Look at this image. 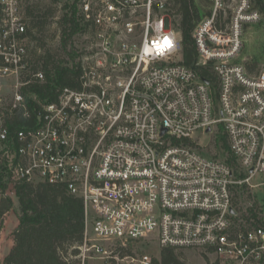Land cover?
<instances>
[{
  "label": "built area",
  "instance_id": "obj_1",
  "mask_svg": "<svg viewBox=\"0 0 264 264\" xmlns=\"http://www.w3.org/2000/svg\"><path fill=\"white\" fill-rule=\"evenodd\" d=\"M29 1L0 0V148L15 182L82 198L81 264H154L139 251L154 243L207 264H264V225L234 202L235 186L264 174V66L240 59L246 27L264 20L253 0H231L229 16L226 0H206L196 67L184 63L171 0H57L81 25L62 59L74 83L36 104L25 88L47 75L35 69L44 52L28 36ZM15 118L26 125L11 136ZM220 130L246 179L194 137Z\"/></svg>",
  "mask_w": 264,
  "mask_h": 264
},
{
  "label": "trees",
  "instance_id": "obj_2",
  "mask_svg": "<svg viewBox=\"0 0 264 264\" xmlns=\"http://www.w3.org/2000/svg\"><path fill=\"white\" fill-rule=\"evenodd\" d=\"M57 0H52L48 7L39 8L41 4H28L26 18L28 20V36L44 54L37 55L36 60L42 62L35 69L41 68L47 75L44 83H33L25 88V95L30 104H36L32 99L56 100L60 86L73 85V71L63 59L65 53H73V37L81 25L74 9L63 11L58 21ZM255 8L264 15V0H253ZM175 15L180 17L178 28L183 39L184 63L196 67L197 49L192 33L196 25L210 14L209 3L206 0H171ZM67 9V8H66ZM57 24V33H61V46L55 53L46 49V32ZM35 49V48H34ZM261 56L254 58L246 66L250 72L260 67ZM205 73V72H204ZM31 96V97H30ZM16 119V118H15ZM10 134L15 128L26 124L16 119L8 120ZM219 137L217 147L221 149L224 161L234 170L237 180H244L247 174L242 171L236 156L230 151L226 134L222 130L216 133ZM0 149V231L4 226V217L15 205L10 197L12 192L21 206L19 224L14 232V247L9 253L5 264H81L78 259L79 247L84 242L85 212L82 198L69 193L65 187L49 183L29 184L15 182L9 166V158L3 156ZM218 157V155L214 156ZM247 185H237L234 189V202L240 205L242 194ZM257 205L247 208L244 216L254 219L256 225H264V219L256 213ZM241 209V208H240ZM182 253L174 248H162L159 258H153L154 264H187Z\"/></svg>",
  "mask_w": 264,
  "mask_h": 264
},
{
  "label": "rangeland",
  "instance_id": "obj_3",
  "mask_svg": "<svg viewBox=\"0 0 264 264\" xmlns=\"http://www.w3.org/2000/svg\"><path fill=\"white\" fill-rule=\"evenodd\" d=\"M52 0H30L28 4H41L36 5L39 8L48 7L51 5ZM27 4V5H28ZM210 5V4H209ZM56 8V5H54ZM234 4L231 0H226V8L224 15L229 16L232 14V8ZM62 12L59 13L57 11V16H62ZM227 14V15H226ZM46 49L51 50L52 53H55L57 49L60 47L58 43H55L56 40V28L54 25L46 32ZM81 40H84L81 39ZM41 49V48H40ZM44 52V49H42ZM41 53V52H39ZM33 56V55H32ZM261 56L260 66H264V20L259 23H255L249 25L245 29L244 37H243V49L240 55L241 61L251 63L254 58ZM195 138L200 139L202 147V153L208 157H214L218 155V157H214L221 161H224V157L221 155V149L217 147L219 137L216 134H206L205 136H201V134L196 133L194 135ZM1 149V148H0ZM10 197L15 202L14 208L4 217V226L0 231V264H5L9 253L14 247V232L19 224V215L21 213V206L15 195L10 192ZM257 205L256 208L257 213L264 219V174H260L255 176L250 184H247L246 191L242 194V198L240 201L239 207L243 214H246L247 208ZM146 251L153 258H159L161 248L154 243L150 247H141L139 251ZM137 249V248H136ZM183 259L187 264H207L205 258L195 251H181ZM89 264H102L98 260H91Z\"/></svg>",
  "mask_w": 264,
  "mask_h": 264
},
{
  "label": "snow or ice",
  "instance_id": "obj_4",
  "mask_svg": "<svg viewBox=\"0 0 264 264\" xmlns=\"http://www.w3.org/2000/svg\"><path fill=\"white\" fill-rule=\"evenodd\" d=\"M165 46H166V47H171V42H170V40L165 39Z\"/></svg>",
  "mask_w": 264,
  "mask_h": 264
},
{
  "label": "water",
  "instance_id": "obj_5",
  "mask_svg": "<svg viewBox=\"0 0 264 264\" xmlns=\"http://www.w3.org/2000/svg\"><path fill=\"white\" fill-rule=\"evenodd\" d=\"M206 81V83H209V81L208 80H205ZM210 130H208V132H209Z\"/></svg>",
  "mask_w": 264,
  "mask_h": 264
}]
</instances>
